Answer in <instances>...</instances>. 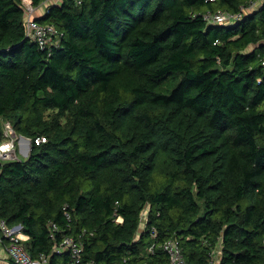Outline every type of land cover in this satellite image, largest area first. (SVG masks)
Here are the masks:
<instances>
[{
	"label": "trees",
	"instance_id": "1",
	"mask_svg": "<svg viewBox=\"0 0 264 264\" xmlns=\"http://www.w3.org/2000/svg\"><path fill=\"white\" fill-rule=\"evenodd\" d=\"M80 1L37 15L44 49L0 0V140L3 119L32 139L0 163V221L48 264L74 263L66 236L78 264H168L170 239L188 264H264V1L232 25L204 13L251 0Z\"/></svg>",
	"mask_w": 264,
	"mask_h": 264
},
{
	"label": "built area",
	"instance_id": "2",
	"mask_svg": "<svg viewBox=\"0 0 264 264\" xmlns=\"http://www.w3.org/2000/svg\"><path fill=\"white\" fill-rule=\"evenodd\" d=\"M49 1V0H46ZM264 0H251L248 4L241 7L237 12L229 11L226 9L207 11L204 13L205 19L209 23L214 24H236L245 18L246 13L254 8H258ZM79 2H81L79 0ZM25 8V25L27 36L36 41L41 48L51 47L59 43V33L54 24L41 23L37 17L40 5H36L34 0H22ZM2 133L3 137L0 140V163L19 159L18 150L22 143L28 145L32 144V139L24 140L22 135L18 134L9 120H2ZM45 137H38L35 139L36 143L44 142ZM25 141V142H24ZM30 150V148H28ZM143 219L146 220L147 213H142ZM118 222H123V217L118 216ZM23 225L9 226L6 221H0V230L2 237L7 239L4 243L0 236V243L3 244L7 250L8 258L13 259L18 264H48L49 256L42 254L40 257H33L26 244L22 241ZM54 237V234H52ZM59 251L64 249L71 251L75 261L73 264H78L81 259L82 252L84 251V242L81 238L74 236H66L63 241L55 247ZM155 245L149 248L150 252H154ZM162 248L169 254L170 261L168 264H188L184 259L182 249L178 241L174 239L167 240L163 243ZM88 264H96L95 261H90ZM140 264H149L143 261ZM209 264H219L218 260H212Z\"/></svg>",
	"mask_w": 264,
	"mask_h": 264
},
{
	"label": "crops",
	"instance_id": "3",
	"mask_svg": "<svg viewBox=\"0 0 264 264\" xmlns=\"http://www.w3.org/2000/svg\"><path fill=\"white\" fill-rule=\"evenodd\" d=\"M43 11H44V8L40 7L37 15H41L43 13ZM30 150L28 149V145H26V143H22L20 149L18 150V154L23 153L24 155L28 156ZM0 264H9V258H8L7 250H6L5 246L1 243H0Z\"/></svg>",
	"mask_w": 264,
	"mask_h": 264
},
{
	"label": "rangeland",
	"instance_id": "4",
	"mask_svg": "<svg viewBox=\"0 0 264 264\" xmlns=\"http://www.w3.org/2000/svg\"><path fill=\"white\" fill-rule=\"evenodd\" d=\"M56 2H60V0H49V1H43V2L41 3L40 7L45 8V6H47L48 4H50V3H56ZM37 13H38V12H37ZM31 147H32V144L30 143L28 148L31 149ZM19 153H20V152H19ZM19 157L24 159V158H26L27 156L24 155L23 153H20V154H19Z\"/></svg>",
	"mask_w": 264,
	"mask_h": 264
},
{
	"label": "water",
	"instance_id": "5",
	"mask_svg": "<svg viewBox=\"0 0 264 264\" xmlns=\"http://www.w3.org/2000/svg\"><path fill=\"white\" fill-rule=\"evenodd\" d=\"M22 138H23L24 140H30L28 137L23 136V135H22Z\"/></svg>",
	"mask_w": 264,
	"mask_h": 264
}]
</instances>
